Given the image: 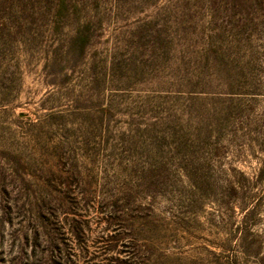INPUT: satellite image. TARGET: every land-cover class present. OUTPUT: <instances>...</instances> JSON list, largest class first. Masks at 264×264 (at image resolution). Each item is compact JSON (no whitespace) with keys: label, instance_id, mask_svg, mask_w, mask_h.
<instances>
[{"label":"rangeland","instance_id":"obj_1","mask_svg":"<svg viewBox=\"0 0 264 264\" xmlns=\"http://www.w3.org/2000/svg\"><path fill=\"white\" fill-rule=\"evenodd\" d=\"M0 264H264V0H0Z\"/></svg>","mask_w":264,"mask_h":264}]
</instances>
